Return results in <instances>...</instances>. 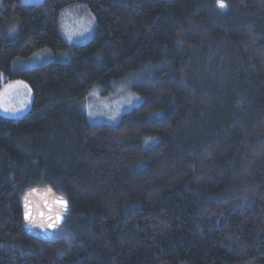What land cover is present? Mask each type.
<instances>
[{"label":"trees","instance_id":"16d2710c","mask_svg":"<svg viewBox=\"0 0 264 264\" xmlns=\"http://www.w3.org/2000/svg\"><path fill=\"white\" fill-rule=\"evenodd\" d=\"M78 3L96 28L71 45ZM223 3L0 0V91H33L0 114V264H264V0ZM43 49L69 57L14 67ZM132 74L142 99L116 124L76 106ZM34 187L69 202L53 238L25 230Z\"/></svg>","mask_w":264,"mask_h":264},{"label":"rangeland","instance_id":"374dc122","mask_svg":"<svg viewBox=\"0 0 264 264\" xmlns=\"http://www.w3.org/2000/svg\"><path fill=\"white\" fill-rule=\"evenodd\" d=\"M25 3H38L42 0H23ZM61 27L71 45L89 40L96 28V18L87 4L78 3L61 15ZM13 36L15 30H8ZM69 52L55 53L50 49H43L27 58H18L16 69L36 66L55 58L67 59ZM139 79L135 74L128 75L116 83L115 87L105 92L103 87H95L76 106L83 110L93 123L116 124L122 115L141 102L142 97L134 90L133 84ZM33 91L23 80H6L0 91V114L8 117L24 115L32 106Z\"/></svg>","mask_w":264,"mask_h":264},{"label":"water","instance_id":"95a60500","mask_svg":"<svg viewBox=\"0 0 264 264\" xmlns=\"http://www.w3.org/2000/svg\"><path fill=\"white\" fill-rule=\"evenodd\" d=\"M32 189L36 191L33 192ZM59 198L66 201V206L56 202ZM22 205L25 230L39 239L55 237L70 212L67 198L51 187L29 189L23 197ZM26 213H28L27 217ZM57 217L60 219L57 220Z\"/></svg>","mask_w":264,"mask_h":264},{"label":"snow or ice","instance_id":"6c2138e0","mask_svg":"<svg viewBox=\"0 0 264 264\" xmlns=\"http://www.w3.org/2000/svg\"><path fill=\"white\" fill-rule=\"evenodd\" d=\"M218 6H220V7H225L226 5L223 3V0H218ZM32 191L33 192H35L36 190L35 189H32ZM57 203H60V204H63V205H65L66 206V201H64L62 198H59V199H57V201H56ZM26 215V217L28 216V213H26L25 214ZM60 219V217H57V220H59ZM49 226H52V225H49Z\"/></svg>","mask_w":264,"mask_h":264}]
</instances>
